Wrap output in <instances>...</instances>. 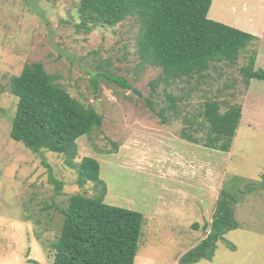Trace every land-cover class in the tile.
I'll list each match as a JSON object with an SVG mask.
<instances>
[{
    "label": "rangeland",
    "instance_id": "rangeland-1",
    "mask_svg": "<svg viewBox=\"0 0 264 264\" xmlns=\"http://www.w3.org/2000/svg\"><path fill=\"white\" fill-rule=\"evenodd\" d=\"M79 2L0 0V264H52L61 209L73 194H98L93 183L77 182L63 155L33 152L11 137L18 98L8 82L30 62L43 63L71 95L103 115L101 129L77 140V160L86 155L99 160L108 189L105 202L144 214L135 264H177L209 231L202 226L211 222L223 187L241 196L235 205L240 226L218 240L213 258L195 264H264V80L252 79L247 87L241 72L253 52L256 68L264 69V0H213L209 18L253 33L257 40L235 64L212 62L205 76L169 84L159 81L161 67L140 65L137 16L79 30ZM98 72L110 77H102L96 90L92 79ZM168 94L178 97V113L167 111L163 123L157 111L168 106ZM207 98L220 101L222 111L242 105L229 151L182 138L187 126L200 140L206 135L198 113ZM187 120L199 124L190 127ZM50 168L64 182L60 193L50 182ZM249 184L254 188L246 191ZM191 194L198 196L197 205L180 210ZM169 200L180 212L179 222L165 220L172 218L162 205ZM194 222L200 227L193 228Z\"/></svg>",
    "mask_w": 264,
    "mask_h": 264
},
{
    "label": "trees",
    "instance_id": "trees-1",
    "mask_svg": "<svg viewBox=\"0 0 264 264\" xmlns=\"http://www.w3.org/2000/svg\"><path fill=\"white\" fill-rule=\"evenodd\" d=\"M213 0H80L79 30L90 31L95 25L115 26L130 16H137L140 29L137 46L140 65L151 64L162 69L159 81L205 76L212 62L235 64L241 52L257 36L248 31L209 18ZM253 52L241 72L249 87L252 79L264 80V69L256 68ZM102 77L98 72L92 79L96 90ZM60 76L50 73L41 62L26 63L22 71L12 75L9 91L18 98L12 119L11 137L33 152L49 150L64 156L68 167L76 170L77 182L93 183L97 196L76 193L61 209L63 224L60 235L52 242V264H135L144 214L133 208L104 201L107 184L100 176L98 159L86 155L77 160V140L91 135L103 126V115L94 104H83L59 82ZM129 89L133 86L124 78L114 79ZM156 82H153L155 86ZM158 85V82L156 83ZM168 106L157 111L162 122L168 120L167 111L177 112L178 97L168 94ZM152 109L153 102L150 101ZM241 104H232L222 111V104L207 98L198 115L200 124L187 120L190 127L197 123L206 130L202 140L182 131V138L203 144L204 147L229 151L242 118ZM194 130V128H192ZM51 171V168H50ZM264 188V173L262 175ZM52 182L60 193L64 182L51 171ZM254 187L245 186L246 191ZM245 190L243 193L246 192ZM241 196L223 187L216 202L211 222L202 226L205 237L187 250L177 264H195L213 258L217 242L224 233L240 226L235 205ZM199 228V222L192 224Z\"/></svg>",
    "mask_w": 264,
    "mask_h": 264
},
{
    "label": "crops",
    "instance_id": "crops-1",
    "mask_svg": "<svg viewBox=\"0 0 264 264\" xmlns=\"http://www.w3.org/2000/svg\"><path fill=\"white\" fill-rule=\"evenodd\" d=\"M195 145H198V144H195ZM197 198H198L197 195L195 196V198H193L192 194H191V198L185 196L184 202L179 205V207L181 208L180 210H183L188 205H189L188 206V210L189 209L191 210V208L193 207V205H197V203L195 202ZM171 204H172V202L170 200L169 201H166V202H164V204H162L166 208L165 212L169 213L172 216V218H170V219H165V218L164 219L166 220V222H169V223L179 222L180 212L174 211L172 209Z\"/></svg>",
    "mask_w": 264,
    "mask_h": 264
},
{
    "label": "water",
    "instance_id": "water-1",
    "mask_svg": "<svg viewBox=\"0 0 264 264\" xmlns=\"http://www.w3.org/2000/svg\"><path fill=\"white\" fill-rule=\"evenodd\" d=\"M133 92L138 96H141V92H139L136 88H133Z\"/></svg>",
    "mask_w": 264,
    "mask_h": 264
}]
</instances>
